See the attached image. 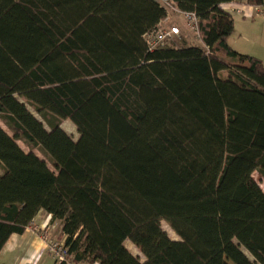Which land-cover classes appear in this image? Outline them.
Returning a JSON list of instances; mask_svg holds the SVG:
<instances>
[{
    "label": "trees",
    "instance_id": "16d2710c",
    "mask_svg": "<svg viewBox=\"0 0 264 264\" xmlns=\"http://www.w3.org/2000/svg\"><path fill=\"white\" fill-rule=\"evenodd\" d=\"M221 1L0 0V250L43 211L73 264H264V64ZM164 24L185 45L149 50Z\"/></svg>",
    "mask_w": 264,
    "mask_h": 264
},
{
    "label": "crops",
    "instance_id": "0c3cea01",
    "mask_svg": "<svg viewBox=\"0 0 264 264\" xmlns=\"http://www.w3.org/2000/svg\"><path fill=\"white\" fill-rule=\"evenodd\" d=\"M221 4L233 14V32L228 38L231 47L242 53L254 54L264 64V15L261 14L260 9L239 0H222ZM14 185L19 191L23 190L21 184V187L15 183ZM34 222L40 229L45 228L46 232L52 231L54 224H59L58 234L60 232V222L51 221L50 215L43 211L37 214ZM39 233L41 231L26 228L24 233L11 234L0 254H11L13 264H54L53 257Z\"/></svg>",
    "mask_w": 264,
    "mask_h": 264
},
{
    "label": "rangeland",
    "instance_id": "374dc122",
    "mask_svg": "<svg viewBox=\"0 0 264 264\" xmlns=\"http://www.w3.org/2000/svg\"><path fill=\"white\" fill-rule=\"evenodd\" d=\"M170 20V19H169ZM172 22H179V24L185 29L187 28L185 22H184V18L179 15V14H173V17H171ZM169 23V21L167 22ZM164 25H168V24H164ZM197 45H201V42L198 41L196 42ZM231 46V45H230ZM253 46V45H252ZM246 54H250V53H246ZM250 55H254V54H250ZM255 56V55H254ZM167 120V113L166 111H163L162 113H160V115L158 116V119L156 121H152L150 123H148L143 129H142V135L145 138H150L153 135H155L160 129H162V127L165 125ZM0 125L9 133L12 134V131L8 128V126L6 125V123L4 122V120L0 117ZM61 127L63 129H65L71 136H73L74 138H76L78 136V132L76 129V125L74 124V122L70 119L64 118L61 119ZM18 143L25 149L28 150L29 148L23 143L22 140H18ZM34 152L36 154H38L40 157L44 158L47 162V164L49 165V167L51 169H54L53 164L50 160V158L48 156H46L39 148H35L33 149ZM0 176H1V172H0ZM7 179H9L10 181L14 182L18 187L21 185L19 184V182L16 180V178L13 175L7 174L5 175ZM254 178L258 181V183L260 184V186L262 187V189L264 190V178H262L256 171H254L253 173ZM35 221V220H34ZM161 225L163 227V229L168 233V235L173 238V239H179V236L173 231V229L170 227V225L168 223H166L165 221L161 222ZM38 226V225H37ZM59 228V224H54L52 231H44L43 228L41 227L42 232L39 233L43 239V241H45V239L43 238V235H48L52 238H56L58 237V229ZM45 229V228H44ZM129 239H127L126 241V245L128 247V249L134 254L137 255L140 259L143 258V255L141 254L139 248L134 245L132 242L128 241ZM50 252V251H49ZM47 255V254H45ZM13 258L11 256V254H0V264H13L12 263ZM56 263V262H55ZM73 264V263H72ZM229 264H233L231 262H229Z\"/></svg>",
    "mask_w": 264,
    "mask_h": 264
},
{
    "label": "built area",
    "instance_id": "2783aa9c",
    "mask_svg": "<svg viewBox=\"0 0 264 264\" xmlns=\"http://www.w3.org/2000/svg\"><path fill=\"white\" fill-rule=\"evenodd\" d=\"M164 4H169L168 0H161ZM173 11L179 13L184 20L190 31L197 32L198 29V16L193 11H180L173 8ZM149 50H153L159 45L179 46L185 45L183 43V34L181 29L176 24L163 25L152 32H148L145 38ZM30 227L33 229L38 226L32 222ZM45 245L55 259L56 264H72L70 261L71 255L68 251V246L62 240L52 238L48 235H43Z\"/></svg>",
    "mask_w": 264,
    "mask_h": 264
}]
</instances>
